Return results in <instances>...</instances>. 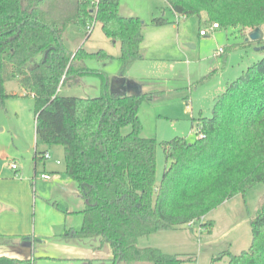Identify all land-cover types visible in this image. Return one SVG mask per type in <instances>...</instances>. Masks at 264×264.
<instances>
[{
	"label": "trees",
	"instance_id": "16d2710c",
	"mask_svg": "<svg viewBox=\"0 0 264 264\" xmlns=\"http://www.w3.org/2000/svg\"><path fill=\"white\" fill-rule=\"evenodd\" d=\"M167 1L180 16L201 18L206 13V21L220 28L239 26L244 35L257 27L264 31V0ZM152 22L168 23L165 17ZM95 23L120 44L123 74L143 58L144 23L138 16L123 15L119 0H101L96 8L90 0H0V105L17 96L6 86L17 80L34 98L37 137L63 146L66 172L85 200L81 228L68 229L66 235L100 239L112 251L110 264H183L190 259L141 247L139 239L192 225L264 182V57L228 84L211 117L196 121L194 142L177 136L159 143L142 135L138 113L142 99L155 95L112 94L107 72L90 68L87 61L106 62L115 56L104 49L88 51L83 44L77 49L66 45L70 25L89 38ZM259 43L264 45V38ZM88 72L104 76L101 96L61 94L60 86L74 85ZM126 126L131 131L125 134ZM159 144L167 166L157 185ZM38 152L36 158L45 157ZM251 224L250 248L239 254L223 252L221 257L229 258L226 264H264V199ZM22 262L0 256V264Z\"/></svg>",
	"mask_w": 264,
	"mask_h": 264
},
{
	"label": "rangeland",
	"instance_id": "374dc122",
	"mask_svg": "<svg viewBox=\"0 0 264 264\" xmlns=\"http://www.w3.org/2000/svg\"><path fill=\"white\" fill-rule=\"evenodd\" d=\"M119 2L124 15L138 16L144 23V58L135 61L125 73L143 84V92L155 95L151 100L143 98L139 104L142 135L155 138L159 143L177 136L194 142L198 137L196 121L213 115L218 96L227 90L230 82L264 57V45L259 43L260 40H247L249 32L244 35L239 26L210 30L215 22H207L206 13L201 18L180 16L172 11L167 0ZM154 17H165L168 23L155 25L152 22ZM173 21H178L174 23L175 27L172 26ZM201 29H206L209 34H201ZM72 30L75 31L71 32V43H78L76 38H79L78 46L83 44L88 51L104 49L115 56L106 62L90 59L87 61L90 68L106 71L111 78L123 74V64L118 59L120 44L105 35L100 23H95L89 38L78 27ZM104 83L102 74L88 72L79 76L76 84L60 86V92L63 95L97 97L104 93ZM6 86L9 93L16 91L18 96L6 98L0 105V157L5 155L3 160L6 161L16 159L18 165L30 173L34 171L36 162L38 195L41 197L40 193L45 192L51 197L47 202L55 207V215L62 217L68 227L80 229L82 215L77 210L84 208L85 200L76 192L73 177L66 172L63 146L48 145L37 137L33 96L17 80L7 82ZM130 131L131 126L123 128L125 134ZM36 147L39 152L47 150L51 158L35 159ZM156 156V183L159 185L167 166L162 144L158 145ZM52 167L60 169L59 172H52ZM41 173L50 175V179L41 178ZM263 199L264 182H261L226 200L192 225L157 231L141 237L138 244L141 247H159L166 253L190 259L183 264H226L229 258L221 257L223 252L239 254L250 248L253 239L251 220ZM67 207L76 213L65 212ZM56 231L55 240L41 241L42 246L34 252L28 250L25 254L19 249L17 257L23 261L21 264H103L92 259L64 257H67V249H72L68 253L73 255L91 250L93 257L98 259L109 252V245L102 244L100 239L66 236L64 226L57 227ZM62 242L70 247L54 249L50 246Z\"/></svg>",
	"mask_w": 264,
	"mask_h": 264
},
{
	"label": "crops",
	"instance_id": "0c3cea01",
	"mask_svg": "<svg viewBox=\"0 0 264 264\" xmlns=\"http://www.w3.org/2000/svg\"><path fill=\"white\" fill-rule=\"evenodd\" d=\"M174 22L175 21L172 22L173 27L176 26ZM75 27L77 26L70 25L64 34V41L66 45L71 49H77L80 46V45L78 46V44L81 42L78 41L79 38H76L77 39L76 42H78L76 44L70 42L71 32L73 33L75 31L72 30L75 29ZM213 29L216 28L212 27V29L210 30ZM143 34H144V27H143ZM207 34H209V31ZM143 58H144V54H143ZM122 75L126 76V74H120L119 76ZM127 78H129V76ZM110 82H111V77H110ZM13 94H17L18 96V93L16 91H14ZM36 150H38V147H36ZM43 151L45 153H49L47 150H43ZM3 156L5 155H2V157H0V256L4 255L18 259L17 254L19 249L21 250V252L27 254L28 250L29 252L31 251L34 252V249L36 250L38 247H41L42 246L41 241H48V240L51 241L53 239L55 240L57 236V231H56L57 227L64 226L65 235L67 234L68 229H75V228L68 227L66 223L65 224L63 223L62 217L59 218L58 216L55 215L56 214L55 207L50 205L49 202H47L51 200V197L47 196L45 192L40 193L41 197L38 195L37 192L39 191L36 186L37 184L36 177L38 174L36 162L34 165V171L30 173L23 166H19V165L17 170L12 169L11 163L15 162L18 164L17 160L11 159L6 161L3 160ZM34 158L36 159V155L34 156ZM45 158L50 159L51 155L49 158L47 157ZM58 170L60 169L58 168L56 169V167L51 168L52 172H59ZM43 174L46 173H41L40 175L41 178L46 180L50 179V177L48 178L42 177ZM76 192L79 194L78 187ZM37 197L41 198V200H38ZM38 208L40 210L39 216H38ZM84 208L79 207L77 213H80L82 215L81 211ZM65 212L76 213V210H71L69 207H67V210ZM65 218L67 219L66 216ZM82 222H83V215H82ZM50 246H53L54 249H56L57 247L59 248L70 247V245H68L67 243L65 244L63 242L54 243L53 245L50 244ZM67 250L72 251V249H67ZM68 251L67 253H65L67 254V257L64 258L77 259V260L92 259L91 261L97 260L99 262H102L103 264L109 262L108 260L112 257L111 249H109L108 253H105L104 255H100L101 257L99 256L98 259L93 257L94 254H92L91 250H84L82 253H78V255H73L74 253H68ZM61 254L64 255V253ZM73 256H77V257H73ZM27 259L31 260L30 258Z\"/></svg>",
	"mask_w": 264,
	"mask_h": 264
},
{
	"label": "water",
	"instance_id": "95a60500",
	"mask_svg": "<svg viewBox=\"0 0 264 264\" xmlns=\"http://www.w3.org/2000/svg\"><path fill=\"white\" fill-rule=\"evenodd\" d=\"M92 11V10H91ZM264 38V31L261 27H257L251 30L248 33L247 40H261ZM194 47V45H191ZM126 76H114L111 78V85L110 91L112 94L116 95H126V94H133V95H140L143 93V84L136 82L133 79L127 78Z\"/></svg>",
	"mask_w": 264,
	"mask_h": 264
},
{
	"label": "built area",
	"instance_id": "2783aa9c",
	"mask_svg": "<svg viewBox=\"0 0 264 264\" xmlns=\"http://www.w3.org/2000/svg\"><path fill=\"white\" fill-rule=\"evenodd\" d=\"M100 1H101V0H90V6H91V8H96V7L99 5ZM174 23L177 24L178 21H175ZM94 25H95V24H93L92 26L89 27V30H90V31L93 30ZM217 27H218V24H217V23H214V24H213V28H217ZM200 33L203 34V35H206V34L208 33V31L204 29V30H201ZM220 51H223V49L221 48ZM203 136H204V135H203ZM45 157L49 158V157H50V154H49V153H46V154H45ZM11 168L17 170V169H18V164L15 163V162L11 163ZM42 177H46V178H48L49 175H47V174H43Z\"/></svg>",
	"mask_w": 264,
	"mask_h": 264
}]
</instances>
